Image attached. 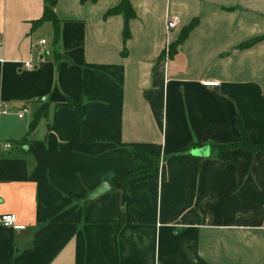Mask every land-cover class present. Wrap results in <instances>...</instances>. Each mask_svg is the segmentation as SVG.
I'll use <instances>...</instances> for the list:
<instances>
[{
	"label": "crops",
	"instance_id": "obj_1",
	"mask_svg": "<svg viewBox=\"0 0 264 264\" xmlns=\"http://www.w3.org/2000/svg\"><path fill=\"white\" fill-rule=\"evenodd\" d=\"M120 1L0 0V264H264V0Z\"/></svg>",
	"mask_w": 264,
	"mask_h": 264
},
{
	"label": "trees",
	"instance_id": "obj_2",
	"mask_svg": "<svg viewBox=\"0 0 264 264\" xmlns=\"http://www.w3.org/2000/svg\"><path fill=\"white\" fill-rule=\"evenodd\" d=\"M55 2L56 0H43V11H42V15L40 18V21H45L51 24L52 29H53V41H56L57 34H58V22L53 13V7L55 5ZM116 14H121L124 19V26H123V32H122V37L124 39L128 36V31L126 28V21L130 19L131 17H133V12L127 0H121L117 6L108 10L105 16H111V15H116ZM193 25H194V22H191L189 26L183 29L177 41L173 44V47L177 46L182 41L186 33L189 31V29ZM261 40H264V34L256 39H253L251 42L244 44V46L251 45ZM40 115H42V109L39 110V112L35 115L34 119L40 117ZM77 115H79L78 109H77ZM237 129L240 135V139L238 142L213 146V149L215 151V156L218 160L226 161V160L236 159L239 157V155L237 154L238 151H244V152H248L252 154L255 151H260L264 148V143L262 144L249 143L243 129L240 127L238 123H237ZM153 169H154V164L151 161V166L148 169L136 170L124 176L115 177L113 178V180L123 182L125 179L141 175L147 171H152Z\"/></svg>",
	"mask_w": 264,
	"mask_h": 264
},
{
	"label": "built area",
	"instance_id": "obj_3",
	"mask_svg": "<svg viewBox=\"0 0 264 264\" xmlns=\"http://www.w3.org/2000/svg\"><path fill=\"white\" fill-rule=\"evenodd\" d=\"M178 18L174 15H168L165 19V30L166 31H171L173 29L176 28L177 24H178ZM44 41L41 40L39 41V44H43ZM22 68L24 69H32V65L29 63V62H23L22 63ZM217 83L216 82H204L203 83V86H216ZM2 107L1 108V111L0 113L4 114L6 113V110L4 109L5 108V105L2 104ZM25 112V109H22L20 113H24ZM18 118L21 117V114H18L17 115ZM1 148L2 149H7L8 148V144L7 143H1ZM0 226L3 227V228H9V229H12V230H21L23 229V226H20L18 224H16V219H15V216L12 215V214H3V215H0Z\"/></svg>",
	"mask_w": 264,
	"mask_h": 264
},
{
	"label": "water",
	"instance_id": "obj_4",
	"mask_svg": "<svg viewBox=\"0 0 264 264\" xmlns=\"http://www.w3.org/2000/svg\"><path fill=\"white\" fill-rule=\"evenodd\" d=\"M191 154H193L195 156H199V157L206 156L208 154V148L203 147L200 149L193 150L191 152ZM107 190H108V186H107L106 182H102L94 190L89 192V194L85 198V201L93 200L96 197H98L99 195L105 193Z\"/></svg>",
	"mask_w": 264,
	"mask_h": 264
}]
</instances>
